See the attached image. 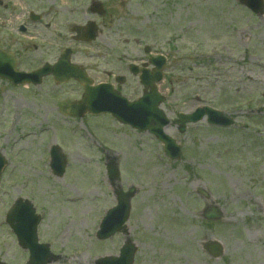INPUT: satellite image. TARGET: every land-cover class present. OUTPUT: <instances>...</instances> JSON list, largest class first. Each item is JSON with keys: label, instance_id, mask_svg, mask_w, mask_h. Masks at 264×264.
<instances>
[{"label": "rangeland", "instance_id": "rangeland-1", "mask_svg": "<svg viewBox=\"0 0 264 264\" xmlns=\"http://www.w3.org/2000/svg\"><path fill=\"white\" fill-rule=\"evenodd\" d=\"M63 1L28 0V8H74L75 21L87 11L85 0ZM101 1L106 23L96 42L110 49L111 61L117 55L140 56L145 45L168 55L162 108L181 155L167 158L157 139L109 115H67L62 105L80 98L77 84L46 79L40 86H14L0 79V153L6 160L0 261L26 262L28 252L4 223L10 205L22 197L43 213L38 238L55 256L49 264H95L101 256L118 255L125 239L136 247L133 264H264V15H253L237 0ZM96 20L103 24L104 18ZM15 36V51L25 47L19 67L28 70L47 52L46 41L35 34ZM91 59L100 63L97 71L111 63ZM97 71L95 79H104ZM124 94L134 96L128 87ZM200 105L223 112L233 125L220 128L203 120L179 132L177 113ZM55 144L67 162L61 177L49 167ZM107 155L117 157L119 186L138 190L127 233L99 240L100 219L116 203L117 182L107 177ZM209 203L223 209L222 219H203ZM212 238L224 247L221 258L203 250Z\"/></svg>", "mask_w": 264, "mask_h": 264}, {"label": "water", "instance_id": "water-1", "mask_svg": "<svg viewBox=\"0 0 264 264\" xmlns=\"http://www.w3.org/2000/svg\"><path fill=\"white\" fill-rule=\"evenodd\" d=\"M244 1V0H242ZM245 3H248L245 0ZM256 10L261 8V0H253ZM259 4V8L257 5ZM49 72V69H44L43 74ZM53 72L56 74L55 70ZM36 74L40 75L41 71L34 74H26L15 70V60L11 54L4 53L0 50V77L7 78L13 83L18 84L21 82L31 81V76ZM60 74V73H59ZM156 81L160 80L161 74H158ZM38 81V79L36 80ZM164 100L159 95L156 88L152 85L149 93L135 102L129 103L118 94L108 93L103 88L91 90L86 88L84 100L80 105L71 104L67 110L77 116H81L86 110L90 113L110 112L116 116L121 122L130 124L140 130H148L157 138L164 142V150L167 156L177 158L180 155V149L175 144V141L163 132V128L168 124V120L163 114L158 105ZM207 115V121L212 124L227 126L232 122L222 113L215 111L209 107L198 109L191 115L180 116L181 121L195 122L200 120L203 115ZM56 146L53 147L52 155L53 162H58L55 173L61 175L64 170V159L61 157ZM58 154V155H57ZM4 160L0 156V171L3 166ZM108 174L111 178L117 179L118 172L113 165L108 167ZM134 194V189L131 188L128 192L124 193L121 190L117 192L118 204L115 208L109 211L101 223V228L97 232V238L102 239L112 235L115 231L122 229L123 222L128 217L129 199ZM204 195L208 197L207 193ZM117 210V212H115ZM33 214V209L27 200H17L12 206L7 215V221L14 229L18 236V240L24 247H29L30 258L28 264H47L50 261V253L47 245H37L35 237V223L32 219L30 222L29 216ZM207 219H217L221 217V213L214 206H209L203 214ZM15 222V224H14ZM28 227V232L24 228ZM204 249L213 257L218 258L223 254V247L220 242L210 240L204 244ZM135 246L126 242L121 248L118 257H103L96 261V264H132Z\"/></svg>", "mask_w": 264, "mask_h": 264}, {"label": "flooded vegetation", "instance_id": "flooded-vegetation-1", "mask_svg": "<svg viewBox=\"0 0 264 264\" xmlns=\"http://www.w3.org/2000/svg\"><path fill=\"white\" fill-rule=\"evenodd\" d=\"M39 1L41 5L42 0H39ZM60 1L64 2L63 0H60ZM17 2L19 6L27 4V0H17ZM15 5L16 3L13 4L12 0H0V46L7 51L14 52L16 55H18L20 59L21 54H23L22 52L23 47H19V49H17L19 50V52L16 53L15 49L17 48L16 47L17 43L14 40V35L12 34V31L14 32L16 30H22L25 28L24 32H27L29 26L27 27V26H24L23 24V25L18 26L16 30L14 29L13 24L15 23V18L17 17L16 16L17 7ZM87 7H89L90 13H92V7L94 8L93 3L88 4ZM45 9L46 8H43L41 12L38 14L39 16L38 22H40L41 24L43 23L42 25L46 27L44 28V33L47 32V28H48L47 25H49L46 23V18L47 17L52 18L53 15L55 14V12L51 10L47 12V10ZM73 11H71V14H73ZM60 13L61 12L57 10V14H55V18ZM27 20L29 22L31 21V16L29 13L27 15ZM59 27L61 31H63L64 26L62 25ZM66 39H67L66 36L61 35V40H66ZM70 39L73 40V35H70ZM143 51L144 53L140 56L130 57L127 54L119 55V56L117 55L114 57L112 61L109 58L111 55H113L112 52L110 50L104 51L105 59H103V63L105 65H108L111 61L110 65H108V69H105L104 71V75L108 79L106 81L111 83L115 88H119V89H122L125 86H128L129 88L131 85V89L139 88L140 93H142L143 86L139 79V75H134L132 71H138L144 68L151 69L152 66L148 64L149 63L148 61L152 55H157V53L150 52L149 48H144ZM132 64L138 67L132 68L131 66ZM95 67L96 66H92V65L86 67V70L90 76L92 72L95 71ZM133 82L135 84L134 86H133Z\"/></svg>", "mask_w": 264, "mask_h": 264}, {"label": "bare ground", "instance_id": "bare-ground-1", "mask_svg": "<svg viewBox=\"0 0 264 264\" xmlns=\"http://www.w3.org/2000/svg\"><path fill=\"white\" fill-rule=\"evenodd\" d=\"M164 132H165L166 134H168V130H167V128L164 129Z\"/></svg>", "mask_w": 264, "mask_h": 264}]
</instances>
